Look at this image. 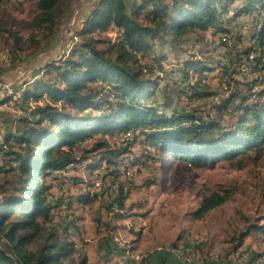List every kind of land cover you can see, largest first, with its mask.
<instances>
[{
    "label": "trees",
    "instance_id": "1",
    "mask_svg": "<svg viewBox=\"0 0 264 264\" xmlns=\"http://www.w3.org/2000/svg\"><path fill=\"white\" fill-rule=\"evenodd\" d=\"M20 1L36 2L34 26L52 39L58 35L60 18L71 12L74 0ZM237 1L98 0L93 3L86 28L78 35L83 39L79 41L76 37L67 57L58 65H48L46 74L20 93L26 115L20 117L23 126L17 127L16 133L0 146L4 161L0 174L8 176L0 187V264L75 263L78 249L70 234L72 230L80 233L77 225L80 219L71 211L62 219L60 228L51 225L55 209L66 206L73 210V204L70 201L65 205V195L55 202L53 185L48 179L79 160H88L84 154L98 153L101 163H108V168L118 167L120 157L129 153L132 144L126 137L129 133L146 136L148 156L154 149L158 156L168 155L195 166L213 167L220 160H237L248 152H254L257 159L264 155V84L254 85L257 80L237 81L229 67L220 65L222 77L228 78L227 86L231 87L226 97L217 98L210 86V76L217 69L189 55L177 65L176 71L186 84L185 90L179 89L176 94L190 102L212 105L167 114L172 101H166V105L153 103L159 81L151 77L165 71L169 62L167 51L185 55L190 41L200 42L208 34L220 36L228 44L224 14ZM61 4L66 5L62 8ZM235 15L253 17L255 35L263 45L264 0H242ZM6 30L0 19V32ZM8 32L14 38V48L22 50L20 33L11 29ZM112 32L116 35L112 45L114 55L98 48L100 41L95 39ZM30 40L39 52L40 41L35 35ZM250 48L243 63L253 62L256 69L259 67L264 72V54ZM252 53H255L253 60ZM12 100L10 96L0 103ZM212 112L218 117H210ZM118 133L124 134L129 147L112 148L108 136ZM77 151H82L83 157H78ZM127 197L121 186L109 206L116 219L124 218L117 212L124 209ZM94 200L90 193L75 199L81 206ZM227 201L225 194L213 193L203 198L198 214L204 215ZM254 232L264 234V224L242 233L237 248ZM245 258L243 263L226 260L225 264H257L260 255L250 253ZM148 262V258L142 259V264ZM76 264L97 263L83 257ZM106 264L116 263L107 260Z\"/></svg>",
    "mask_w": 264,
    "mask_h": 264
},
{
    "label": "rangeland",
    "instance_id": "2",
    "mask_svg": "<svg viewBox=\"0 0 264 264\" xmlns=\"http://www.w3.org/2000/svg\"><path fill=\"white\" fill-rule=\"evenodd\" d=\"M96 1L74 0L71 12L64 13L59 20L57 40L54 42L55 38H46L34 26L38 12L36 2L0 0L1 23L8 29L0 32V81L12 87V92L0 94V100L13 96L12 102L0 103V107L7 105L0 110V131L10 135L0 140V146L16 133L17 127L23 126L20 117H26L24 105L16 91L19 95L25 92L36 78L46 74L48 65H58L67 57L70 48L76 43L75 37L85 30ZM241 4L242 0H238L229 5L224 14L228 44H224L220 36L208 34L200 42L190 41L185 47V55L167 51L169 62L165 71L160 76H157L158 73L151 77L159 81L153 103L166 105L172 101L171 111L167 114L180 112L184 108L212 105L190 102L176 94L179 89L185 90L186 84L182 81L181 73L176 71L179 68L177 65L189 55H195L198 61H204L217 69L210 76L211 90L217 93V98L226 97L228 87H231L227 86L228 78L222 77L220 65L229 67L237 81L254 83L257 80L254 85L264 84V72L259 67L256 69L254 63L253 71L247 77L243 75L244 64L248 63V60L243 63L246 52L252 46L253 50L264 54V44L261 45L255 35L253 17L235 15ZM65 5L61 4V7ZM9 29L18 31L23 37L22 50L14 48V38L9 34ZM32 35L41 43L39 52L30 40ZM113 35L112 32L95 36L100 41L98 48L110 55L115 54L112 45L116 35ZM82 39L80 36L79 41ZM256 88L259 90L260 86ZM208 101L214 103L215 100ZM210 117L217 118L218 115L212 112ZM127 137L132 144L129 153H126L127 157H120L118 167L108 168V163H101L102 157L98 153L84 154L88 160H79L48 179L49 184L53 185L54 201L65 195V205L70 201L73 204V210L66 206L55 209L51 225L59 227L62 219L70 215L71 211L80 219L77 224L80 233L72 230L70 234V239L78 249L73 264L83 257L97 264H106L107 260L116 264H142L144 258L149 259L146 264H161L163 261L165 264H225L226 260L243 263L250 253L260 255L257 264H264L263 233L249 234L244 245L237 248L242 233L254 225L264 224V155L257 159L254 152H248L237 160H220L213 167L195 166L168 155L158 156L154 149L148 156L149 143L142 133H129ZM108 139L115 149L127 145L124 134L108 136ZM76 153L78 157H83L82 151ZM112 161L115 162V159ZM3 165L0 155V167ZM112 173H116L115 177ZM7 177L4 173L0 174V187L5 184ZM121 186L128 197L124 209L117 212L124 218L116 219L113 212L109 211V206ZM88 193L94 195L95 200L91 204L81 206L75 201L77 197ZM213 193L225 194L228 201L199 215L201 201ZM60 231L62 234V228Z\"/></svg>",
    "mask_w": 264,
    "mask_h": 264
},
{
    "label": "built area",
    "instance_id": "3",
    "mask_svg": "<svg viewBox=\"0 0 264 264\" xmlns=\"http://www.w3.org/2000/svg\"><path fill=\"white\" fill-rule=\"evenodd\" d=\"M75 39H76V37H75ZM251 55H253V53ZM254 59H255V55H254ZM252 63H245L244 64V67H243V73H244L243 75L244 76H248L253 71ZM7 92H12V87H10L8 84H6L3 81H0V94L7 93ZM18 98H19V93H18ZM6 107H7V105L5 107H0V110H3ZM127 136L128 135H126V137Z\"/></svg>",
    "mask_w": 264,
    "mask_h": 264
},
{
    "label": "crops",
    "instance_id": "4",
    "mask_svg": "<svg viewBox=\"0 0 264 264\" xmlns=\"http://www.w3.org/2000/svg\"><path fill=\"white\" fill-rule=\"evenodd\" d=\"M20 76H21V75H20ZM19 78H20V77L18 76V77H17V80H19ZM12 86H13V85H12ZM13 88H14V87H13ZM3 126H4V128H5V125H2V127H3ZM4 128H3V129H4ZM7 136H9L7 133H4L3 131H0V140L3 141L4 139H6Z\"/></svg>",
    "mask_w": 264,
    "mask_h": 264
},
{
    "label": "bare ground",
    "instance_id": "5",
    "mask_svg": "<svg viewBox=\"0 0 264 264\" xmlns=\"http://www.w3.org/2000/svg\"><path fill=\"white\" fill-rule=\"evenodd\" d=\"M253 56H251V60H253V58H254ZM126 155H128V154L122 155V156H124L123 158H126L127 157Z\"/></svg>",
    "mask_w": 264,
    "mask_h": 264
},
{
    "label": "water",
    "instance_id": "6",
    "mask_svg": "<svg viewBox=\"0 0 264 264\" xmlns=\"http://www.w3.org/2000/svg\"><path fill=\"white\" fill-rule=\"evenodd\" d=\"M56 40H57V39L55 38V39H54V42H55Z\"/></svg>",
    "mask_w": 264,
    "mask_h": 264
}]
</instances>
